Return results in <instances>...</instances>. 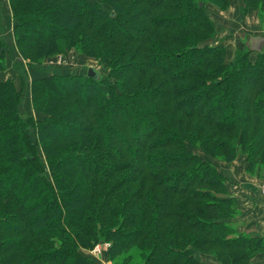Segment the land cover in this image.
<instances>
[{
	"label": "trees",
	"instance_id": "obj_1",
	"mask_svg": "<svg viewBox=\"0 0 264 264\" xmlns=\"http://www.w3.org/2000/svg\"><path fill=\"white\" fill-rule=\"evenodd\" d=\"M9 1L29 72L0 39V264H99L102 242L113 264L264 253L217 166L264 180V51L214 42L209 8L233 0ZM73 51L107 73L42 67Z\"/></svg>",
	"mask_w": 264,
	"mask_h": 264
},
{
	"label": "crops",
	"instance_id": "obj_2",
	"mask_svg": "<svg viewBox=\"0 0 264 264\" xmlns=\"http://www.w3.org/2000/svg\"><path fill=\"white\" fill-rule=\"evenodd\" d=\"M235 7V1L233 0L230 9L234 11L236 10ZM11 10L12 8L9 0H0V39H4L10 44L12 53L15 54L16 57L14 58V61L21 59L26 71L29 72L27 62L22 60L18 54V49L16 48L14 36L15 24ZM249 16V19L245 21L243 20L242 26L238 28L237 32L233 31L235 35V33L243 30L246 35L242 38V42H240L238 48L249 46L253 37L261 35L264 23L261 22L258 12L252 11ZM214 42H216V40ZM237 49H234L233 51ZM231 51L229 54L232 55ZM42 67L51 69L48 63H44ZM5 73L6 74L3 75L4 77L15 79L16 83L19 85L20 81L14 71H7ZM30 79L32 78L29 77L28 80ZM223 171L226 173L229 180L233 182L232 185H230V195L235 197L238 201L237 203L240 209L238 210L240 213L236 218L238 231L244 234L253 236L261 235L264 237V195L260 189L264 182L248 175L247 166L244 163L243 158H239L231 164V168H228L227 171L223 169ZM200 260L204 264H221L213 257V255H200ZM248 264H264V253L254 256Z\"/></svg>",
	"mask_w": 264,
	"mask_h": 264
},
{
	"label": "rangeland",
	"instance_id": "obj_3",
	"mask_svg": "<svg viewBox=\"0 0 264 264\" xmlns=\"http://www.w3.org/2000/svg\"><path fill=\"white\" fill-rule=\"evenodd\" d=\"M234 1L236 5L235 7L236 10L234 11H232L231 9H229L228 11H221L216 8H209L212 18L216 25V29H217L215 44L225 45V47H227V50H229V52L232 50L231 51L232 55L230 54L229 58L233 56V52L236 51V50L235 51L233 50L239 47L240 42H242V38L246 36L243 30H240L238 33H235V35L233 31L237 32L238 28L242 26L243 20L245 21L249 19L250 18L249 15L251 13L250 12L244 15L241 11V1L239 0H234ZM52 60H53V63H51ZM45 63H48L49 67L53 69H59L63 71L64 73L66 72L74 73L75 72V73H83L87 75V71L89 67L95 68L96 70H100L101 72L104 70L103 67L99 63L95 64L93 63L92 60L84 57L83 55H80V53L79 54L76 53L75 51L68 52L64 55H57L54 58L47 60ZM102 73H107V71H104ZM4 78L6 79V77ZM25 101H26L25 110L28 111V108H27L28 105H26L27 99ZM217 166H219L220 168L226 171L228 170V168H231V164L226 165L222 163H217ZM262 182H264V180H262ZM97 247H95L91 251L89 250L88 253H90L91 256L95 257L97 261L99 262V264H108V263L113 264L112 261H109L107 259V253L110 247L109 244L103 243V246L99 247V250H97Z\"/></svg>",
	"mask_w": 264,
	"mask_h": 264
},
{
	"label": "water",
	"instance_id": "obj_4",
	"mask_svg": "<svg viewBox=\"0 0 264 264\" xmlns=\"http://www.w3.org/2000/svg\"><path fill=\"white\" fill-rule=\"evenodd\" d=\"M248 47L254 53H260V52L264 51V36L260 35V36L253 37L251 39ZM87 75H88V77L93 78L95 80L100 79V74H99L98 70H96L95 68H92V67L88 68ZM103 243L104 242H102L101 244H103Z\"/></svg>",
	"mask_w": 264,
	"mask_h": 264
},
{
	"label": "built area",
	"instance_id": "obj_5",
	"mask_svg": "<svg viewBox=\"0 0 264 264\" xmlns=\"http://www.w3.org/2000/svg\"><path fill=\"white\" fill-rule=\"evenodd\" d=\"M261 34L264 36V25H263V27H262V32H261ZM51 63H53V60L51 61ZM261 192H262V194L264 195V183L262 184V186H261ZM103 245L102 244H100V245H98V247H97V250H99V247H102Z\"/></svg>",
	"mask_w": 264,
	"mask_h": 264
}]
</instances>
